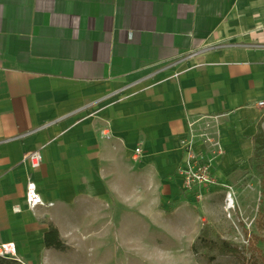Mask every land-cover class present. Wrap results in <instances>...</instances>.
Instances as JSON below:
<instances>
[{
  "label": "crops",
  "instance_id": "obj_1",
  "mask_svg": "<svg viewBox=\"0 0 264 264\" xmlns=\"http://www.w3.org/2000/svg\"><path fill=\"white\" fill-rule=\"evenodd\" d=\"M259 103L264 0H0V246L16 247L4 258L56 253L44 235L53 225L63 241L78 209L178 202L187 116L216 117L219 166L234 171ZM36 151L33 172L22 159ZM28 179L52 208L25 209Z\"/></svg>",
  "mask_w": 264,
  "mask_h": 264
},
{
  "label": "rangeland",
  "instance_id": "obj_2",
  "mask_svg": "<svg viewBox=\"0 0 264 264\" xmlns=\"http://www.w3.org/2000/svg\"><path fill=\"white\" fill-rule=\"evenodd\" d=\"M257 122V132L264 133V106ZM254 148L253 142L251 157L227 173L219 166L224 153L216 155L214 184L180 190L178 202L165 205L142 197L127 210L116 211L115 205L76 210L75 226L60 228L67 250L39 264H264V150L256 163ZM212 152L206 149L208 158ZM228 195L233 208L225 203ZM204 240L226 242L238 254L208 250Z\"/></svg>",
  "mask_w": 264,
  "mask_h": 264
},
{
  "label": "built area",
  "instance_id": "obj_3",
  "mask_svg": "<svg viewBox=\"0 0 264 264\" xmlns=\"http://www.w3.org/2000/svg\"><path fill=\"white\" fill-rule=\"evenodd\" d=\"M264 103H259L258 107H263ZM216 117L190 115L185 120V133L180 140V149L183 154V159L176 169V177L180 181V189L183 192H191L194 188L205 189L213 185L212 163L218 164L217 156H222V148L218 142H214L211 137L213 129V121ZM100 138L109 140L111 138L109 128L100 131ZM206 149H210L212 157L208 158ZM142 155V149L138 148L134 154V161ZM217 155V156H216ZM30 170L38 171L43 162L42 153L39 151L24 155L22 159ZM220 162V160H219ZM228 208H233L234 201L231 195L225 199ZM53 204L43 202L38 193L36 184L28 179L25 190V209L33 212L38 208H52ZM15 213H21L20 210H15ZM16 253L14 244L0 246V257L12 256Z\"/></svg>",
  "mask_w": 264,
  "mask_h": 264
},
{
  "label": "trees",
  "instance_id": "obj_4",
  "mask_svg": "<svg viewBox=\"0 0 264 264\" xmlns=\"http://www.w3.org/2000/svg\"><path fill=\"white\" fill-rule=\"evenodd\" d=\"M253 142L255 148H254L252 161L256 163H260V157L262 156L260 151L264 150V133L260 129L253 138ZM262 174L263 172L259 170V176ZM263 184H264V178H263ZM205 240L201 243V245L204 248H207L208 250H212V251L216 250L220 254H224V255L235 256L236 254H238V249L230 246L226 242L222 241L218 245L215 243H210L208 241L206 242ZM43 245L46 250H54L59 253H64L67 250L63 241L59 237V233L57 229L53 225L49 226L48 232L44 235ZM0 264H17V263L13 260H8L4 257H0Z\"/></svg>",
  "mask_w": 264,
  "mask_h": 264
}]
</instances>
